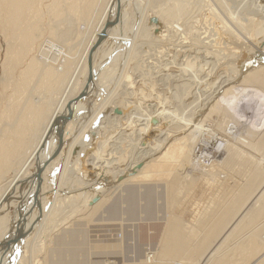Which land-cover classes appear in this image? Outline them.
Here are the masks:
<instances>
[{
  "label": "bare ground",
  "instance_id": "obj_1",
  "mask_svg": "<svg viewBox=\"0 0 264 264\" xmlns=\"http://www.w3.org/2000/svg\"><path fill=\"white\" fill-rule=\"evenodd\" d=\"M169 1L172 5L163 7L158 0H0V247L13 227L24 232L3 264L14 259L16 264H32L46 248L41 247L45 233L69 229L67 217L90 223L97 214L106 228H114V222L127 225L124 205L137 190L136 220L142 222L146 205L139 189L150 182H155L156 195L164 186L170 210L179 185L183 194L195 186L211 187L214 195L206 200H224L200 210L199 220L213 215L208 234L199 236L197 249L188 250L200 255V264H218L214 258L219 246L250 210L255 209V224L264 216V169L257 168L262 158L233 195L218 190L226 191L229 175L223 171L245 159L244 148L264 155V0L239 6L234 0L217 5L184 0L195 2L190 4L195 14L187 19L182 17L184 1ZM92 74V95L77 103L58 145L57 139L47 137L48 129L66 114V104L84 90ZM216 116L214 128L205 125ZM103 121L114 122L119 137L102 136ZM44 138L47 145L41 150ZM36 162L44 167L34 203L28 194L36 190ZM169 173L176 182L159 183ZM115 202L121 203L118 209L115 205L119 217L112 221L105 213ZM176 218L166 219L171 224L162 245L140 264L184 263L166 261L168 256H184L188 246L180 242L184 226ZM199 220L189 226V233L198 232ZM239 240L248 243L240 251H249L232 264H264V220ZM27 246L33 249L31 262L25 256Z\"/></svg>",
  "mask_w": 264,
  "mask_h": 264
},
{
  "label": "rangeland",
  "instance_id": "obj_2",
  "mask_svg": "<svg viewBox=\"0 0 264 264\" xmlns=\"http://www.w3.org/2000/svg\"><path fill=\"white\" fill-rule=\"evenodd\" d=\"M167 1L168 0H158L159 3H161L162 5H165L163 7H167L169 5H172V3H173L172 1H169V2H167ZM181 1H184V0H181ZM185 1L181 2V3L179 2V3L181 4V6H183V10H184V13L182 11V13H183L182 17L187 19V18H190V16H193L195 14L194 13L195 10L191 7L192 5L190 6L191 3H195V2H193L194 0L191 1L190 3L187 2L189 4V7H191V9H190L188 6H186L188 4ZM187 1H189V0H187ZM211 1L217 5L218 4L217 2H219L220 0H215L216 2L213 0H211ZM246 1H248V0H234L233 3L239 6L240 4H243V2H246ZM236 5H233V8L235 6V8L237 9L238 6H236ZM184 6H185V8L188 7L186 9L187 10L189 9L188 11L190 13L185 11L186 9L184 8ZM235 8H234V10H236ZM192 10H194V11L192 12ZM239 13L241 16L248 15L245 11H240ZM64 17H65L66 21L69 19L65 15H64ZM60 21L65 22L63 20V17ZM60 21H58V22H60ZM45 22L47 23V20H45ZM52 22L54 24L56 23V25L58 23L57 21H51V22H49V24L51 23V25H52L53 24ZM81 22L82 21L79 22V27H78V28H80V30L83 29V26H84V25H82V24H84L83 23L84 21L82 23ZM80 23H81V26H80ZM61 24L63 26H65L63 23H58V25H61ZM67 35H69V34H67ZM68 37L69 36H66V38H68ZM2 44H3V39L0 35V77L2 76V74H1L2 73L1 63H2L3 57H4V50H3L4 46H2ZM250 60H248V61L249 62L253 61V59L251 61ZM153 89H157V91H159L158 86H153ZM145 109L150 110L149 105L145 106ZM144 115H146V114H144ZM101 119L102 118L100 117L99 120H101ZM217 122H218V117L216 116V117H213L210 120L206 121L205 125L210 124L209 126L214 128L216 126ZM103 123H104L103 127H105V129H104V131H102V130L100 131V132L104 133L102 136L119 137V133H117L119 128L117 127V125L114 122L103 121ZM211 123H212V125H211ZM217 134H218V132H216V135ZM217 136H219V134ZM243 150L246 152V153L244 152L245 153L244 154L245 159L242 160L243 163L241 162L239 165H233L232 167H230L231 169H228V167H225V169H224L225 171H223V172L227 171L229 177H228V179H226V183H225V185H226L225 190L226 191H223L224 192L223 193L222 190L218 189L219 192H221V195L222 194L229 195V196L233 195L234 191H235L234 189H236L237 184L241 185V183H243L242 178L244 180V178H245L244 176L248 175L253 169H255L256 165L258 164V162L261 158L262 159L260 160L261 161L260 166H258L257 168H259L260 171H262L261 169H264V155H262L263 153L260 154L258 152L259 153L258 154L257 152H255L254 150L252 151V149H249V148H244ZM240 156H242V155H240ZM175 179H176L175 176L174 177L171 176L170 173L168 175L163 174L158 178L159 183H163V181L175 183L176 182ZM229 182L232 184L231 187L230 186L228 187ZM154 183L153 182H150V184L148 183V185L151 186V184H152V186L149 187L147 185L143 189H139V188L135 187V189H139L142 192V199H143L142 202L144 203V205H146V207L143 208V211H145V213H146V217L143 219L142 222H139V221L137 222V220H136L137 214H138L137 212H139V209H138V204H137L138 199L137 198L134 199V197L138 193V190H137V192L134 191L135 193L133 192L130 195L128 194V196L130 197V201L128 203V201L126 200L127 202L124 205V206L128 205L126 207L127 210L125 211V215H124L127 217V225L121 226L122 228L117 226V222H114V225L116 227L114 226V228H113V225L111 226L112 229L110 228V226L108 228L104 227L103 224H99V222L101 220L99 221L98 219L101 217H99V218L96 217V216H98L97 214L94 216L95 217L94 219L92 218L93 222L90 221V223H92V224L86 223L83 221L81 223L79 221H78L79 223L76 222L75 219L77 220V218H78L77 216H76V218L75 217H67V220L64 219V221H66L64 224H68L70 222L68 224L69 227L67 226L69 229L66 230L65 232L61 231V232H63V234L65 233V237L63 234L60 233V230L57 227V228H54L51 230L49 229L50 234H48L49 233V231H48L47 233H45L46 235H44V239L41 238V242H44L43 243L44 246L41 245V247H42V249L45 247L46 248L43 249L44 251L42 250L40 252L39 256H38V254H36L37 250H34V252L36 254L35 257L37 256L38 259L41 261V263H39V264H138V261L144 260V258L146 257V255L148 253H150L148 257L152 258L153 254L160 247V244L162 245V240H163V237L165 234L164 230L166 231V228L170 227L171 223L169 221L173 220V216L177 217L176 218L177 222H182V224L184 226V232L182 230L180 235L182 237H184L185 239L181 240L180 242L185 243L188 246L182 250L183 253H185L184 256H182V255H180V256H168L166 258V261L169 262V260H170L169 258H171L172 260H170V262H173L174 259H177L179 261H182L184 263L186 262L188 264H190V263H192V264H198L199 263L200 264V261L198 260L199 259L198 257L200 255H195V253L189 252L188 250L189 249L190 250L197 249L198 242L200 241L199 236L202 235L205 237V235L208 234V233H205V230L208 227H211V225L213 223L212 222L213 215H208L207 217H204L203 219L199 220L200 210L202 208H206V205H208L209 208L213 207L214 204H220L221 205L224 200L221 201V199H219V200H215V201H211V202H208L206 200L207 198H211L214 195L212 193L214 191V188L209 187L208 191H207V190H205V188H203V185H199L198 187H196V186L193 187L189 191L188 194H183L185 189L179 185V188H177L174 191V193L178 197V199H175V201L171 202V204L175 207L173 208V206L170 204L172 206V207L170 206V208H171V210H170V209H166V208H169V205H168L169 203H167L166 202L167 200L165 201L163 198L165 196L164 195V192H165L164 186L161 185L159 187V189H158L159 191L156 195V194H154L155 191L152 190ZM174 186L177 187V184H175ZM145 189H147V190H145ZM169 191H170L169 192V194H170L172 189L170 188ZM174 193H173V195H174ZM125 194L127 195L126 192H125ZM184 195H186V196H184ZM128 196H126V197H128ZM154 197H156V198H154ZM148 198H151V199H148ZM133 199L136 200L135 204L131 203ZM165 199H166V197H165ZM149 200H151V202L154 201V202H152L153 204L157 200L156 203H158V204L160 203V204L158 206L156 203L154 205L152 203L150 204ZM158 200H160V201H158ZM116 201H118V200H116ZM163 203H167V204H163ZM120 204L121 203H119V202H115L113 204V206H112L113 208L110 209V213H109L111 217L109 216L108 213H105L109 219H112V221H113V219H114V221L118 220L119 215H117L116 207H117V209L120 208L119 207ZM115 205H116V207H115ZM166 205H168V207H166ZM135 206H136V208H135ZM160 207L162 208V210H160L161 209ZM217 209H219V207L216 208L215 210L213 208L214 211H216ZM165 210H166V212L164 213ZM168 210H170L171 212H169ZM115 212H116V214H115ZM167 212L172 214L170 217L168 216V218H170V219L166 218L167 217L166 214H168ZM254 212H255L254 208L252 210H250L248 212V214H246L243 217L241 222L235 227L231 236L228 237L226 241L221 243V245L219 246V250L217 251L218 253L215 254V258H214L215 262H217L218 264H232V262L238 263L241 260H243V256L240 255L241 252H245V251H249V250L248 249H245L243 251H240V250L244 249L248 245V243L246 242L248 239L240 241L239 240L240 236L249 233L256 226V224L258 226V224H260V221L264 220V216L263 217L261 216V217L257 218V223L255 224ZM112 213H114L115 215ZM68 218L69 219L72 218V219L69 220ZM166 219L169 221L165 222ZM72 220H74V221H72ZM197 220L200 221V223L197 225L198 232L192 233V234L189 233L188 232L189 226L191 224L195 223V221H197ZM156 221H158V222H156ZM71 222L74 224H77V223L78 224L75 226V225L71 224ZM96 222H97V225L95 226L94 224ZM134 222L138 223V224L135 225ZM131 223H134L133 226ZM167 223H170V224H167ZM70 225L73 228H71ZM137 226H138V228H137ZM75 228H77V229H75ZM120 228H121V230H120ZM56 229H58L59 231ZM70 229L72 230V232ZM52 230H53V232H52ZM78 230H79V232H78ZM109 231H110V233H109ZM66 232H67V235H66ZM117 232H119V235ZM57 234H59L58 235L59 238L57 237ZM47 235H48L49 239L51 238V240H48ZM54 235H56L55 238L57 240L54 238ZM191 236H193L194 239H192ZM61 237H64L63 242H65V243H62ZM130 239H132V240H130ZM236 239H238L237 243L233 244L236 241ZM47 242H48V245L46 244ZM63 244H65V245H63ZM57 245H58V247L60 246L59 247L60 249L59 248L57 249ZM27 247H28V250H26V251H29V252L28 253L25 252V254L27 253L25 256L28 259V261L31 262L33 260V255H34L33 249L30 248V250H29V246H27ZM62 247L65 248V251L62 250ZM212 247L209 248V250L212 249ZM55 248H56V250H55ZM144 249H145V251H144ZM55 251H57L58 254ZM42 252H43V254H42ZM30 253H31V255L29 257L28 254H30ZM44 253H46V254H44ZM43 256H44V258L46 257V259H44ZM37 257H36V259H37ZM36 259L34 262H32V264H37L35 262H37L39 260L38 259L36 260ZM167 259H169V260H167ZM12 261H13V263L16 264L15 259L9 261L8 263L12 264ZM251 262L249 264H251ZM184 263H182V264H184ZM139 264H140V261H139Z\"/></svg>",
  "mask_w": 264,
  "mask_h": 264
},
{
  "label": "water",
  "instance_id": "obj_3",
  "mask_svg": "<svg viewBox=\"0 0 264 264\" xmlns=\"http://www.w3.org/2000/svg\"><path fill=\"white\" fill-rule=\"evenodd\" d=\"M115 9H116V14H118V6H117V2L116 5H114ZM119 15V14H118ZM109 23V20L107 21L106 25ZM94 80L95 78L93 77V74L88 77L86 86L84 88V90H82L74 99L70 100L67 104H66V114H61L59 115L57 118L54 119V122H52V124L50 125L48 132H47V137H54V140L57 139L58 145L61 142L62 139V131H63V127L65 126V124L70 121L73 118V115H75L74 110L75 107L77 105L78 102H81L82 100L87 99L89 96L92 95V86L94 84ZM48 138H44L40 149L43 150L44 146L47 142ZM47 145V144H46ZM47 163V160L44 161V164ZM44 167V165H38L36 162V171H35V175H34V181L36 183V190L34 191H30L28 195H30L29 197L31 198V201H33L34 203L37 200V191L39 189V182H40V174H41V170ZM33 203V204H34ZM28 215V214H27ZM26 215V216H27ZM26 221V220H25ZM16 226L13 227V229H11V231H9L5 238L3 239V244L1 250H0V264H3L5 259L7 257H9V255L11 254V250L14 249L17 246V243L21 242L23 240V236L22 234L23 232V228L22 227H18Z\"/></svg>",
  "mask_w": 264,
  "mask_h": 264
},
{
  "label": "built area",
  "instance_id": "obj_4",
  "mask_svg": "<svg viewBox=\"0 0 264 264\" xmlns=\"http://www.w3.org/2000/svg\"><path fill=\"white\" fill-rule=\"evenodd\" d=\"M201 154H206L204 149H202ZM208 160L211 162V157H208ZM210 162L203 163V165H208Z\"/></svg>",
  "mask_w": 264,
  "mask_h": 264
}]
</instances>
